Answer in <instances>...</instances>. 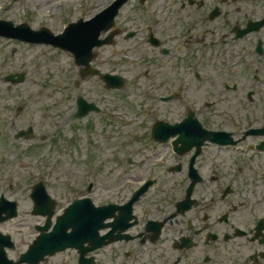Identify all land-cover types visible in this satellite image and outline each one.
<instances>
[{
    "label": "flooded vegetation",
    "instance_id": "1",
    "mask_svg": "<svg viewBox=\"0 0 264 264\" xmlns=\"http://www.w3.org/2000/svg\"><path fill=\"white\" fill-rule=\"evenodd\" d=\"M138 1L148 13L119 15L116 39L139 64L125 67L132 81L123 91L147 103V120L102 165V214L116 205L102 221V264H264V0ZM6 13L0 7V18ZM188 98L206 108H187ZM89 100L100 111L87 117L88 127L97 123L89 118L102 117V101ZM222 101L244 104L237 107L244 120L220 123L207 112ZM37 107L0 96L3 216L6 200L17 201L18 217L34 215V185L58 179L53 156L65 133ZM189 110L203 126H184ZM60 197L57 213L68 203ZM14 220L0 219V231L7 234Z\"/></svg>",
    "mask_w": 264,
    "mask_h": 264
},
{
    "label": "rangeland",
    "instance_id": "2",
    "mask_svg": "<svg viewBox=\"0 0 264 264\" xmlns=\"http://www.w3.org/2000/svg\"><path fill=\"white\" fill-rule=\"evenodd\" d=\"M112 1L5 0L3 5L9 8L5 15L14 22H23L25 14L28 11L31 13L27 17L31 20L32 27L35 30L40 29L38 26L45 25L57 33L62 32L64 27L71 21H77L80 18L86 21L95 17L96 13L102 11ZM145 9H147V3L131 0L124 6L122 13L126 17H132L139 14H147L148 11ZM130 24L132 23L126 24V28ZM120 38H117L115 43H120L122 37ZM118 44H114L110 49L102 46L96 48V56L92 65L100 66L101 70H108L107 68L110 67L114 69V62L120 64L121 59H128L130 63L127 61V64L125 63L123 67L138 68L139 64L131 62L134 58L124 54L127 46ZM117 53L118 55H116ZM141 53L140 47V56ZM113 55L117 58H112ZM16 72L26 74V81L15 84L6 80L8 74ZM124 75L129 79L131 78L127 73ZM192 78H195L193 73ZM190 90H194L195 95L197 87L195 86V89L191 88ZM1 94L17 98L16 100L25 101L27 106L32 104L31 100H36L38 108H40V104L43 107V110L38 109L39 114L42 116L50 114L58 115L57 118L60 119L62 127L66 129L73 125L70 117L75 111V101L78 95L82 94L87 99L95 97L96 101H102L104 107L102 117L99 119V115H94L92 118H89L90 122H94V120L97 122L94 128H92V131L96 130L94 132L96 135L90 134L93 133L92 131L89 135H85L84 132L90 130L84 128L87 120L82 121L80 124L83 130L79 131L71 155L67 154L68 147L65 148L66 141L62 138L60 139L57 155L58 162L56 164L59 178L57 181L47 184L53 195H56V197L63 196L59 198V203L65 204L74 196L87 191L88 185L93 183L94 188L91 196L97 205H102V158H116L118 143H125L127 136L134 130L135 126L141 125L142 122V125L145 124L147 110L142 100H137L133 94L130 97H125V94H122L120 91L105 89L102 80L96 76H82L80 70L73 63L72 55L66 53V51L53 48L50 45L20 43L0 37ZM28 94H35L37 97L30 100L27 96ZM191 99L196 103H202L197 102L194 98ZM122 101L128 103H122ZM119 102L121 103L118 104ZM55 104L57 108L54 109L52 106ZM118 105L121 107L119 108ZM201 106L202 104L195 107L199 108ZM238 106L240 104L233 105V103L230 104L224 101L219 102L216 106V114L218 115L214 118L222 116L223 118L219 119L220 123H227L230 122V119H227L226 115L231 116V114H234L240 116L241 120H244V115L237 112ZM122 108H131L130 115L139 117V122L137 125H128L124 122L123 125L125 127L118 126L116 131H114L116 126L115 120H110L108 116L110 113L119 114V116L120 114H124ZM29 110L27 109V111ZM139 113H143V115L138 116ZM127 116V114H124L125 119L122 120H131L127 119ZM62 117L65 119L63 120ZM101 119L102 122L100 121ZM216 121L218 122V120ZM140 133H142L141 129ZM66 135V138L71 140V136L69 134ZM62 153H65L64 156H62ZM53 158H56V156H53ZM23 203L25 204V200ZM42 221L41 217L22 213L18 219L12 222L16 225L14 224L15 227L10 229L9 232L14 236L17 247L9 252L11 257L17 258L21 252L28 248L35 237L34 224ZM20 222L24 224L19 225ZM96 255L98 264H102V249ZM76 257L74 250H67L50 257L43 264H76Z\"/></svg>",
    "mask_w": 264,
    "mask_h": 264
},
{
    "label": "water",
    "instance_id": "3",
    "mask_svg": "<svg viewBox=\"0 0 264 264\" xmlns=\"http://www.w3.org/2000/svg\"><path fill=\"white\" fill-rule=\"evenodd\" d=\"M116 11L111 13V17L106 23L109 27L113 22ZM104 23L102 14L97 16L91 22L84 24H71L66 30V33L58 37L51 38L56 43L72 50L75 53L76 60L79 64L85 65L89 68V63L93 57L92 49L94 46H100L104 41L99 39ZM41 39H34L40 41ZM89 73V70L87 71ZM104 79L108 82L109 87L121 86V80L118 76L105 75ZM19 81V80H17ZM90 110V105L83 99L80 101L79 116L85 115ZM43 191L45 192V188ZM33 197L42 206L49 204V197L46 192L42 194V198L36 196L34 192ZM14 210V207H12ZM45 213V212H44ZM16 215L14 212L11 216ZM50 223L45 227L48 228ZM72 227L73 231L68 233V229ZM102 228V206L95 207L90 198L77 200L69 206L65 215L59 217L58 223L53 232L42 234L40 239L30 246L29 250L23 255L22 261H27L30 264H39L40 260L46 254H54L58 250L65 249L69 246H76L81 249L82 255L102 246V236L99 230ZM89 241L91 246L85 247L84 243ZM0 257H3L0 253ZM93 258L90 259L91 264ZM12 262L6 258L2 264H11Z\"/></svg>",
    "mask_w": 264,
    "mask_h": 264
}]
</instances>
